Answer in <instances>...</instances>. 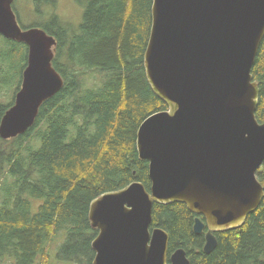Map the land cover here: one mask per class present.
Wrapping results in <instances>:
<instances>
[{
    "label": "trees",
    "instance_id": "trees-1",
    "mask_svg": "<svg viewBox=\"0 0 264 264\" xmlns=\"http://www.w3.org/2000/svg\"><path fill=\"white\" fill-rule=\"evenodd\" d=\"M57 3L34 0L35 25L24 26L17 14L24 29L56 38L53 66L64 85L27 132L0 136V264H92L91 202L134 181L152 185L137 133L148 116L168 109L144 65L153 0H88L78 27L47 15ZM28 52L0 34V124L21 89ZM252 74L262 123L264 39ZM257 177L264 187V164ZM198 216L182 202L155 203L152 228L165 229L169 253L184 248L192 264H264V198L243 224L215 232L211 253L204 251L208 229L194 231Z\"/></svg>",
    "mask_w": 264,
    "mask_h": 264
},
{
    "label": "water",
    "instance_id": "water-1",
    "mask_svg": "<svg viewBox=\"0 0 264 264\" xmlns=\"http://www.w3.org/2000/svg\"><path fill=\"white\" fill-rule=\"evenodd\" d=\"M14 2L0 0V34L29 52L21 89L0 124L4 139L27 132L64 85L53 66L56 38L41 27L24 29ZM263 39L264 0H153L144 65L168 109L148 116L137 133L152 185L149 191L134 181L91 202L98 230L92 264H192L184 248L169 253L165 229L152 228L155 203L182 202L198 214L194 231L208 229L206 253L218 245L216 231L243 224L259 208L264 122L252 69Z\"/></svg>",
    "mask_w": 264,
    "mask_h": 264
},
{
    "label": "rangeland",
    "instance_id": "rangeland-1",
    "mask_svg": "<svg viewBox=\"0 0 264 264\" xmlns=\"http://www.w3.org/2000/svg\"><path fill=\"white\" fill-rule=\"evenodd\" d=\"M88 0H58L55 9L49 8L46 12L54 11L65 22L74 27H78L82 22L84 9H86ZM14 9L20 16V21L24 26L35 25L37 16L34 11V0H15ZM54 248V244L52 246Z\"/></svg>",
    "mask_w": 264,
    "mask_h": 264
}]
</instances>
